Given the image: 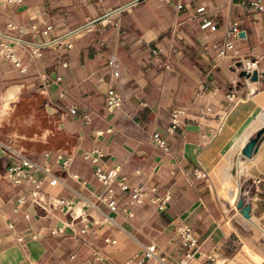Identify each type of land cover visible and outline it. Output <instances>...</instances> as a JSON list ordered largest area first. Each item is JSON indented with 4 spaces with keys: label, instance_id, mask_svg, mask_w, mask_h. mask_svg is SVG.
<instances>
[{
    "label": "crops",
    "instance_id": "obj_1",
    "mask_svg": "<svg viewBox=\"0 0 264 264\" xmlns=\"http://www.w3.org/2000/svg\"><path fill=\"white\" fill-rule=\"evenodd\" d=\"M252 1L0 5V44L19 60L0 54V264H225L242 246L264 245V139L242 154L264 131V10ZM204 20L215 29L201 27ZM110 87L122 100L112 112ZM176 109L183 114L168 133ZM156 132L167 151L150 142ZM18 153L48 171L32 172L42 196L70 201L72 214L17 202L33 188L5 178L20 165ZM59 156L71 157L68 169ZM97 168L116 171L112 196ZM120 181L147 196L132 203ZM167 194L160 211L152 198ZM242 196L249 219L236 209ZM183 227L195 246L181 242Z\"/></svg>",
    "mask_w": 264,
    "mask_h": 264
},
{
    "label": "built area",
    "instance_id": "obj_2",
    "mask_svg": "<svg viewBox=\"0 0 264 264\" xmlns=\"http://www.w3.org/2000/svg\"><path fill=\"white\" fill-rule=\"evenodd\" d=\"M21 0H0V5L2 4H7V3H14V2H19ZM250 5L255 8L258 11L264 10V3H262V0H253ZM201 27L203 28H210L211 30H214L215 27L209 22L204 20ZM33 30L36 29L35 26L31 27ZM232 32L234 35H237L238 30L236 27L232 29ZM47 45H50L47 44ZM46 45V46H47ZM232 45L230 42L226 43L224 45L223 50L221 51V54L224 53V50L231 49ZM31 53L33 55H40L39 49L38 48H33ZM0 54L5 56L6 58L10 59L15 65H19V60L15 57L13 52L11 51V48L7 43H1L0 44ZM167 68V66H165ZM114 77L118 75L117 72H113L112 74ZM59 80V78H57ZM227 99L230 101H234L237 99V96L234 92L230 93L227 95ZM121 96L119 93L112 87L108 88L106 93H105V108L108 112H112L115 109L119 108L121 105ZM1 100H0V105H1ZM75 108H69L67 110L68 114H74L75 113ZM183 114V111L180 109L173 110L170 115V120H169V126L167 128L168 133H173L174 130L176 129L177 125L180 123L179 117L180 115ZM150 142L158 147L159 149L163 151H167V147L165 144V141L161 138L159 133H154L150 136ZM19 158H20V165H16L13 167H10L6 174L5 178L9 183H11L13 186H18L23 180L29 181L33 183V188L29 193H20L17 197V202L19 204H23L26 201H30L32 204L35 206L45 209L46 205H49L50 207H65L68 210L69 214H72V204L68 200L64 199H48L46 200L44 196H42V192L40 190V183L36 180L33 179L32 177V172H44L45 174H49L48 171L39 164L33 163L30 161L26 156H24L22 153H18ZM88 156V155H87ZM58 159L61 161V165L63 169H68L70 163H71V157L68 156L66 158L58 157ZM95 161V159H93ZM95 176L97 177L98 181L107 189V192L109 196H112L113 190L110 188V185L113 181V179L116 176V171H110L108 173L103 172L99 168L95 170ZM76 178V176H74ZM255 183H259L260 181H254ZM264 183V180L261 181ZM57 183V179L54 177H51L49 180L50 185H55ZM119 187L124 190V191H129L130 196H131V202L132 203H140L144 197L147 196L148 191L145 188L142 187H134L130 188L128 185H126L123 181L118 182ZM243 200L244 196L241 197ZM169 199V195H165L162 198L155 197L152 198V201L157 204V208L162 211L165 208L166 202ZM245 202V201H244ZM108 205L110 208L114 209L115 208V202L113 200L108 202ZM179 235L181 238V242L185 246H190L193 247L197 243L196 237L193 235L192 230L188 227H183L179 231ZM154 255V249L153 246L148 247L146 250L145 257L150 258L151 256ZM31 264H40L33 262Z\"/></svg>",
    "mask_w": 264,
    "mask_h": 264
},
{
    "label": "rangeland",
    "instance_id": "obj_3",
    "mask_svg": "<svg viewBox=\"0 0 264 264\" xmlns=\"http://www.w3.org/2000/svg\"><path fill=\"white\" fill-rule=\"evenodd\" d=\"M238 236L249 239L252 234L247 231H240L238 232ZM255 246L257 247V250L242 246L240 250L237 251L239 255H231L229 261L225 264H264V255H259V253L264 254V245Z\"/></svg>",
    "mask_w": 264,
    "mask_h": 264
},
{
    "label": "water",
    "instance_id": "obj_4",
    "mask_svg": "<svg viewBox=\"0 0 264 264\" xmlns=\"http://www.w3.org/2000/svg\"><path fill=\"white\" fill-rule=\"evenodd\" d=\"M241 75L250 77L251 80L257 79V75L255 73L249 75L247 72H242ZM262 139H264V131L258 133L257 136L252 141H250V143L245 147L242 152L243 156H250L254 148L257 146V144H259ZM236 209L239 211L243 218H250L251 205L249 203H245L242 198H239L237 200Z\"/></svg>",
    "mask_w": 264,
    "mask_h": 264
},
{
    "label": "bare ground",
    "instance_id": "obj_5",
    "mask_svg": "<svg viewBox=\"0 0 264 264\" xmlns=\"http://www.w3.org/2000/svg\"><path fill=\"white\" fill-rule=\"evenodd\" d=\"M259 146V144H257V146L254 148V150H253V152L256 150V148ZM240 155H241V152H238L237 154H236V157H235V153H234V155H233V157H234V159H236L235 160V163H236V166H237V159L240 157Z\"/></svg>",
    "mask_w": 264,
    "mask_h": 264
}]
</instances>
